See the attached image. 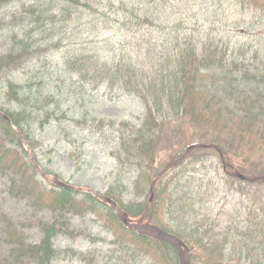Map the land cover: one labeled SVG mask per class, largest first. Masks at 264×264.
Returning <instances> with one entry per match:
<instances>
[{"label":"trees","instance_id":"obj_1","mask_svg":"<svg viewBox=\"0 0 264 264\" xmlns=\"http://www.w3.org/2000/svg\"><path fill=\"white\" fill-rule=\"evenodd\" d=\"M17 1L22 0H0V9ZM30 1L29 6L23 5L25 25L11 32L0 46V89L6 101L19 108L0 104V110L18 126L34 153L41 145L27 131L30 120L44 126L53 119L69 118L82 129L110 132L115 142L110 153L117 164V184L106 193L127 214L138 218L146 213L151 223L186 241L192 251L191 264H264V180L241 181L225 173L219 177L206 166L200 168L198 164L210 158L208 153L221 160L216 149L195 148L180 165L167 170L156 182L149 205L152 181L171 160L182 157L189 145H217L233 168L249 176L264 174V52L256 54V63L241 60L230 53L223 38L205 40L193 34L174 41L167 37L161 60L151 65L144 59H107L100 52L66 50L67 71L84 85L137 96L146 107L139 123L71 118L61 109L60 100L46 90L42 69L32 72L25 83L17 73L29 68L31 59L59 49L61 42L55 36L64 34L63 21L73 13L84 14L83 8L90 4L88 0ZM107 1L114 3H99ZM121 1L122 9L137 18L139 27L163 19L159 1L164 0ZM236 1L242 10L259 14L258 20L263 21L264 0ZM166 139L175 142L168 150H174L169 162L162 148ZM131 173L136 179L132 198L126 200L123 181ZM0 174L9 180L6 190L12 199L26 202L36 214L47 213L21 220L0 203V234L8 248L0 264H54L62 255L82 260L89 256V264H94L96 255L60 250L54 243L61 234L78 235L69 217L86 213L97 215L114 236V247L107 251L103 264H181L175 247L128 230L108 204L44 182L32 167L20 135L1 115ZM236 186L241 195L239 206L216 212L206 204L219 190L227 192ZM27 228H39L43 236L38 243L29 241Z\"/></svg>","mask_w":264,"mask_h":264},{"label":"rangeland","instance_id":"obj_2","mask_svg":"<svg viewBox=\"0 0 264 264\" xmlns=\"http://www.w3.org/2000/svg\"><path fill=\"white\" fill-rule=\"evenodd\" d=\"M88 2L90 5L83 8L84 14L73 13L72 18L63 16L66 18L62 23L64 34L55 36V40L61 42V47L31 59L29 68L17 73L20 81L25 83L32 72L42 69L41 77L44 79L46 90L60 100L61 109L71 118L86 116L131 119L139 122L144 107L136 96L107 87L92 89L84 85L78 76L70 75L64 65L63 55L66 50L81 48L100 52L109 59L114 56L144 59L151 65L161 60L163 43L167 41V37L169 41H174L176 37L182 39L188 34H193L201 35L205 40L212 37L223 38L231 47L230 53L233 52V56L241 60L246 58L256 63V54L264 52V19L258 20L259 14L256 17V13L242 10L236 0L159 1L163 11L162 21L146 27H139L137 18L122 9L125 5H122L121 0H114L113 4L108 1L100 4L99 0ZM30 3V0L17 1L0 9V46L7 42L11 32H17L25 25L23 16H26L27 12L23 5L29 6ZM36 88L35 85L32 87L34 90ZM27 90L30 91L28 88ZM0 104L4 108H19L18 105L6 101L1 89ZM68 119H53L44 126L37 120H30L27 131L32 138L40 142L41 147L35 153L31 148L29 151L42 167L53 170L63 180L76 186H86L101 192L108 190L111 185L115 186L117 164L110 153L115 146L114 135L110 132L97 133L81 129V126L76 127L73 121ZM173 143L175 142L172 139H166L162 145L167 153L166 162L174 156V150L168 151ZM26 149L29 154L28 148ZM208 155L210 158L200 162L199 167L206 166L212 175L222 176L225 171L221 160L213 153ZM78 156L79 163L76 161ZM134 180L135 176L131 173L123 181L126 187L122 189L126 200L132 198ZM8 182L7 177L0 174V203L4 209L22 220L38 216L26 202L9 196L6 190ZM237 186L227 192V189L219 190L217 195L208 197L206 204H209L210 208L214 207L216 212L222 207H225V212L239 206L241 195L237 193ZM205 188L203 187L202 191ZM40 215L47 216L45 213ZM70 222L74 229L91 236L61 235L55 239V245L60 249L71 247L77 251L91 252L98 260L94 264H103L107 250L112 247V232L103 228L102 221H99L95 214L72 215ZM26 231L31 242L37 243L42 237L37 228H27ZM7 250L0 234V261L6 257ZM56 264L89 262L78 256H62Z\"/></svg>","mask_w":264,"mask_h":264},{"label":"water","instance_id":"obj_3","mask_svg":"<svg viewBox=\"0 0 264 264\" xmlns=\"http://www.w3.org/2000/svg\"><path fill=\"white\" fill-rule=\"evenodd\" d=\"M0 114H2L5 118V120L9 123L12 124L14 129L19 133L20 130L12 123V121L3 113L0 112ZM22 135V134H21ZM192 148H189V151ZM30 157H31V163L34 166V168H37L39 170V172L41 173L42 176H44L45 178H49L52 182H54L57 185L63 186L65 188H72V189H77V190H82L84 189L85 191L91 193L92 195L94 194L95 196H97L99 199L103 200L104 202H108L110 203L114 209L117 210L118 213V217L120 220L123 221V223L129 227L130 229H132L133 231H137L138 233H143L146 234L148 236H152L156 239H159L161 241H167L168 243H170L171 245L175 246L177 248V251L179 252V257H180V263L182 264H190V257H191V251L189 246L187 245V243H185L183 240H181L179 237H177L176 235L170 234L164 230H160L158 227H156L153 224H144L142 223L144 221V218L139 219V222H135L133 220H131L129 217H127L126 213L123 211V209H121L119 207V205L117 204V202H115L114 200H112L111 198H108L105 194L103 195L102 193L98 192L95 189H89V188H76L73 185H68L64 182H62L61 180H58L56 178H53L52 176H50L49 174H46L41 167H39V165L37 164L36 160L34 159V157L32 156V154L30 153ZM180 162H182V159L177 160V161H173L167 168H171V166H175L177 164H179ZM236 177L242 179V180H246V181H258V180H264V176L262 177H253V178H248L246 175H244L243 173H241L240 171L235 172L234 174ZM155 182H153L152 184V197L151 200L153 199V192H154V187H155Z\"/></svg>","mask_w":264,"mask_h":264}]
</instances>
